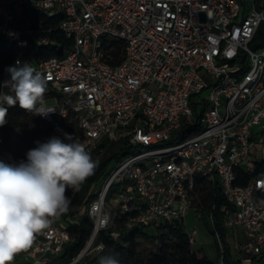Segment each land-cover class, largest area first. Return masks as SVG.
<instances>
[{
  "label": "built area",
  "instance_id": "built-area-1",
  "mask_svg": "<svg viewBox=\"0 0 264 264\" xmlns=\"http://www.w3.org/2000/svg\"><path fill=\"white\" fill-rule=\"evenodd\" d=\"M262 28L264 0H0V43L55 46L57 30L71 41L62 56L28 63L50 77L44 100L56 112L40 115L49 139L68 142L71 127L93 160L105 141L127 140L135 151L87 205L94 230L69 264L104 250L98 237L118 213L128 228L185 223L202 193L198 176L218 181L231 207L223 226L242 230L238 251L264 264V41L252 47ZM184 123L198 130L179 139ZM3 141L0 126V162L19 165ZM187 234L193 245L197 230ZM71 241L60 216L13 264H48Z\"/></svg>",
  "mask_w": 264,
  "mask_h": 264
},
{
  "label": "trees",
  "instance_id": "trees-1",
  "mask_svg": "<svg viewBox=\"0 0 264 264\" xmlns=\"http://www.w3.org/2000/svg\"><path fill=\"white\" fill-rule=\"evenodd\" d=\"M59 19L53 22L57 27ZM55 38L58 44L55 46L44 47L31 41L25 48L7 43H0V85L4 77L5 67L11 65L16 60L27 63L39 64L52 57H60L70 48L71 41L64 38L63 34L57 30ZM264 41V29L262 28L252 44L253 48H258ZM120 47V46H119ZM8 94H13L8 92ZM8 107L6 123L2 126L4 133V149L11 154L17 161L25 162L27 152L37 147L36 142H47L51 129L46 126L40 115L28 112L15 105ZM198 130V124L184 123L180 132L179 139H184L189 133ZM64 133L75 135V128L71 127L63 130ZM174 143L173 141L162 143L165 147ZM101 148L104 153L95 161L98 167L95 172L83 184L79 191L69 188L66 196L71 200L69 210L61 217L67 226L72 241L65 247L63 252L56 259L48 264H69L84 249L90 239L94 223L87 216V205L97 196V190L101 187L100 183L108 174L111 166L124 158L132 155L135 151L128 145L127 140L119 142L105 141ZM264 171V159L258 162L257 174ZM246 177L245 181H248ZM196 184L200 187L203 195V210H207L212 218L210 231L214 236L217 247L222 246L223 253L219 258H223L224 264H242L243 260L249 258L234 254L233 245L229 240L227 230L223 226L224 219L228 210L231 209L225 195L221 191L218 181L215 183L207 182L202 177L196 178ZM127 215L119 214L115 217L114 223L120 229L108 228L100 233L97 243L104 246V250L97 256L86 258L77 264H99V258L110 254H118L117 259L120 264H217L211 261L204 249H194L189 241L185 223L176 221L172 224H163L157 230H149L142 227L128 228ZM145 237L156 241L155 248L151 250L140 249L138 239ZM254 263V262H253ZM260 262H256L259 264ZM255 264V263H254Z\"/></svg>",
  "mask_w": 264,
  "mask_h": 264
},
{
  "label": "clouds",
  "instance_id": "clouds-1",
  "mask_svg": "<svg viewBox=\"0 0 264 264\" xmlns=\"http://www.w3.org/2000/svg\"><path fill=\"white\" fill-rule=\"evenodd\" d=\"M7 71L11 79L2 86L13 94L0 96V126L8 115L3 103L9 107L18 104L41 116L56 112L44 100L50 77H43L20 60ZM64 138L68 142L58 137L37 141V147L26 154L27 162L18 166L0 162V264H13L16 255L30 249L53 219L67 213L71 200L66 190L78 191L98 167L83 144L68 133ZM117 255L101 256L99 264H120Z\"/></svg>",
  "mask_w": 264,
  "mask_h": 264
},
{
  "label": "rangeland",
  "instance_id": "rangeland-1",
  "mask_svg": "<svg viewBox=\"0 0 264 264\" xmlns=\"http://www.w3.org/2000/svg\"><path fill=\"white\" fill-rule=\"evenodd\" d=\"M206 95V94H204ZM258 153V150L256 151L255 148H253V158H255V153ZM263 152H260V154H262ZM100 156H96L94 161L99 158ZM12 165V164H9ZM116 163H114L111 167L115 166ZM14 166H18V165H14ZM111 169V168H110ZM110 171V170H109ZM109 175V172L108 174ZM107 175L105 176V178L101 181L100 186L102 187L104 185V182L107 178ZM196 209L201 210L200 213L202 214V218L199 219L197 216L199 214V212H197ZM119 209H114L113 210V214H115L116 212H118ZM212 225V219L210 217V213L207 210H203V195L201 194H197L195 196V200H194V208L191 209L187 215V218L185 219V229L186 231H189L191 229H196L198 232V235L195 238V242L192 245L194 249H204V251L207 253L208 258L213 261V262H218L219 260V256L221 254V248L217 247L216 243H215V239L214 236L212 235L210 228ZM111 228H114L117 230H119L120 228L115 225V223H113L111 225ZM138 242L140 244V249L142 251L144 250H151L152 248H155L156 246V241H152L151 239H147L145 237H140L138 239ZM235 246V245H233ZM235 248H237V246H235ZM235 254L238 255L237 253V249L234 250ZM248 264V263H245Z\"/></svg>",
  "mask_w": 264,
  "mask_h": 264
},
{
  "label": "crops",
  "instance_id": "crops-1",
  "mask_svg": "<svg viewBox=\"0 0 264 264\" xmlns=\"http://www.w3.org/2000/svg\"><path fill=\"white\" fill-rule=\"evenodd\" d=\"M227 233H228V237H229V240L230 242L232 243V245H235L237 246V248H235V246H233V249H237V253L238 255L240 254L239 251H238V245L241 243H244L245 242V235H244V232L240 229L238 230H227ZM234 254H235V251H234ZM236 255V254H235ZM245 263H248V264H256V262L253 263V261L251 260H243V263L242 264H245ZM259 264H263L262 262H260Z\"/></svg>",
  "mask_w": 264,
  "mask_h": 264
}]
</instances>
